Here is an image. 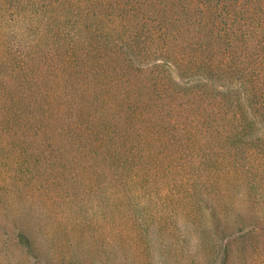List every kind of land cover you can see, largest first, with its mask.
I'll return each instance as SVG.
<instances>
[{
    "label": "trees",
    "instance_id": "1",
    "mask_svg": "<svg viewBox=\"0 0 264 264\" xmlns=\"http://www.w3.org/2000/svg\"><path fill=\"white\" fill-rule=\"evenodd\" d=\"M47 1L63 16L20 37L0 17L5 245L38 258L25 204L41 194L47 221L65 204L102 209L108 259L170 243L176 221L215 258L264 229V0ZM233 197L247 217H230Z\"/></svg>",
    "mask_w": 264,
    "mask_h": 264
},
{
    "label": "rangeland",
    "instance_id": "2",
    "mask_svg": "<svg viewBox=\"0 0 264 264\" xmlns=\"http://www.w3.org/2000/svg\"><path fill=\"white\" fill-rule=\"evenodd\" d=\"M6 1L0 0V17L5 18L6 16L7 20L12 19L17 24H11L15 37H20L26 32L32 22L36 25L40 18L61 16L63 11L59 3L51 4V1L47 0H27L25 8L28 12L22 16L11 7L14 0H10L9 5H6ZM40 8L44 12H41L39 16L32 14L34 10H40ZM58 10L61 11L58 12ZM66 12L70 13L68 9ZM4 34L5 32L2 35ZM8 70H11L10 63ZM262 138L264 140V134ZM45 184L47 190L54 191L49 187L50 183L45 182ZM230 192L233 194L235 190ZM53 194L56 196L60 193ZM42 195L27 197L25 204L27 216L30 220H35L34 224L37 226L35 233L39 234L36 242L38 260L24 255L20 250H10L7 246H13L12 241L2 235L0 237V264H211L212 258L216 255V253H210L209 244L199 240L193 226H185L186 222L183 224L182 221L181 223L176 221L173 223L176 231L175 237L170 243L168 239L160 240L154 235L148 237L147 241L150 244L145 251L141 250L127 258L115 255L108 259L110 257L108 255L109 233L102 209L91 203L85 206L86 209H82L79 204H65L53 214L51 220L47 221L45 218L49 216V213L45 211L44 201L49 197ZM63 195L66 194L63 193ZM3 198L0 196V200ZM232 204L235 207V197H233ZM241 204H243L242 197H239L234 211L229 214L233 220L236 216L240 219L239 213L248 212L244 208L241 209ZM239 205L240 211L235 212ZM244 215L248 216L247 213ZM251 232L253 233L221 241L220 255L218 258L214 257L213 261L215 260L216 264H264V229L251 230Z\"/></svg>",
    "mask_w": 264,
    "mask_h": 264
}]
</instances>
